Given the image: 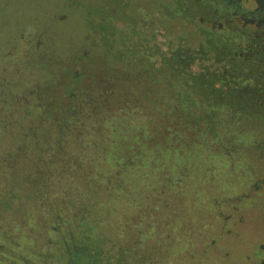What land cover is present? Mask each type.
<instances>
[{
  "label": "rangeland",
  "instance_id": "374dc122",
  "mask_svg": "<svg viewBox=\"0 0 264 264\" xmlns=\"http://www.w3.org/2000/svg\"><path fill=\"white\" fill-rule=\"evenodd\" d=\"M225 21L264 53L219 0H0V264H264V108L215 70Z\"/></svg>",
  "mask_w": 264,
  "mask_h": 264
},
{
  "label": "flooded vegetation",
  "instance_id": "af4514ba",
  "mask_svg": "<svg viewBox=\"0 0 264 264\" xmlns=\"http://www.w3.org/2000/svg\"><path fill=\"white\" fill-rule=\"evenodd\" d=\"M219 3L224 13H229L230 16L240 17L244 22H248L249 20L264 22V0H219ZM230 23L232 22L225 21L216 26H209V28L217 30L219 35L212 34L210 31H206V34L203 35L204 40L216 44L215 70L223 72L221 75L227 81L229 80V76H236L241 83L248 81L246 88H249V92H244V94L247 97H249L247 95L249 94L251 96L249 99L251 98V100L248 99L239 102H252V104L258 106L257 108L263 109L264 94L256 90L255 86L264 84V67H258L257 65L258 60H264V53L255 52L256 56L250 57L248 54L238 53L236 47H233L232 51H225L224 48L227 43L239 41L242 38V35H239V31L235 25L232 26ZM222 47L223 50L221 49ZM241 88L243 89L244 87L241 86Z\"/></svg>",
  "mask_w": 264,
  "mask_h": 264
}]
</instances>
